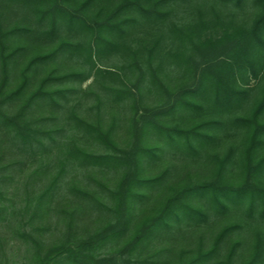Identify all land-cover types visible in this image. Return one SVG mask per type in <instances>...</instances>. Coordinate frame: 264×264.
Returning <instances> with one entry per match:
<instances>
[{"label": "trees", "instance_id": "trees-1", "mask_svg": "<svg viewBox=\"0 0 264 264\" xmlns=\"http://www.w3.org/2000/svg\"><path fill=\"white\" fill-rule=\"evenodd\" d=\"M11 1L34 23L0 27V141L43 161L27 174L26 185L45 179L33 198L26 194L22 208L0 203V219L15 221L14 233L26 246V264H157L166 250L149 252L152 242L208 219L196 200L207 199L223 213L243 198L254 210L261 198L264 214V189L256 183L264 169V0H251L256 12L249 22L197 9L182 26L173 21L175 8L192 0ZM220 1L237 7L248 0ZM214 30L217 37H203ZM13 38L19 41L8 47ZM108 55L122 64L103 68L99 63ZM70 61L78 67L62 70ZM249 79L258 87L248 88ZM89 95L93 114L80 117L79 100ZM149 95L155 104L147 107ZM110 104L131 114L121 142L116 113L103 116ZM45 108L46 116L37 113ZM168 116H181L182 125L168 124ZM224 128L244 131L243 149L238 161L231 149L215 158L212 179L168 185V168L149 173L162 147L181 146L196 155V147ZM151 137L155 145L148 143ZM52 150L55 156L48 157ZM230 163L243 168L239 182L227 181ZM81 171L88 184L77 181ZM99 174L105 181L95 178ZM5 180L0 177V202ZM86 212L101 224L91 232L77 225ZM50 213L58 236L45 244L41 238L49 228L37 222ZM238 226L222 227L207 249L198 247L175 264L212 261ZM235 247L223 264H233ZM261 256L258 241L241 264H258Z\"/></svg>", "mask_w": 264, "mask_h": 264}, {"label": "rangeland", "instance_id": "rangeland-1", "mask_svg": "<svg viewBox=\"0 0 264 264\" xmlns=\"http://www.w3.org/2000/svg\"><path fill=\"white\" fill-rule=\"evenodd\" d=\"M197 9H201L205 13L214 10L221 11L223 17H233L238 22H249L256 12V8L251 0L246 1L244 4L237 7L234 6L233 3L226 4L220 0H192L180 4L178 3L174 15L172 16L173 21L178 25H185L193 17H196L195 10ZM33 23L34 18L31 14L27 13V9L19 6L11 0H0V27L3 31L13 26H30V24L33 25ZM203 34V37L208 38L217 37L220 33L218 30H214L205 31ZM138 35L142 36L141 34ZM14 41H19V39L13 38L12 40H8V42L6 41L5 44L10 47L15 44ZM31 49L32 48L30 47L27 51ZM99 64L102 65L103 68L114 69L112 67L120 66L122 62L120 57L108 55L105 58H102L101 63ZM64 67L62 70L75 69L78 66L74 61H70L65 62ZM176 81L182 83V80L176 79ZM91 82V79L84 82L81 85L82 89L86 88ZM259 83L260 82L257 80L249 79L247 87L255 89L258 87ZM71 85L77 86L78 84L74 83ZM99 89V86H94L93 93H99ZM257 94V90L253 91L249 102L252 101ZM79 102L81 108L78 109L77 114L80 117H86L93 114V110L90 111L92 104H94L93 96L89 95L88 97L79 100ZM72 103L73 102L71 101L70 104ZM143 104L147 107L153 106L155 104L153 97L151 95L146 96L143 99ZM47 110L48 108L41 109V111H37V113L46 116ZM109 110L111 114L115 115L116 113V117L119 119L117 133L118 141L121 142L128 136L127 126L131 114L126 106L116 108L113 104H110L108 105V108L104 110L105 113L103 116L107 118L106 120L109 119ZM242 110L237 111L235 114H243ZM181 116H168L167 123H178L180 125ZM198 120L200 119H195L194 121ZM1 135L2 134H0V137H2ZM1 139L2 138H0V140ZM244 140L245 133L243 130L224 128L223 130L221 129L216 132L211 143L201 144L202 147H196V155L188 153L186 149L181 148V146L176 148L164 146L160 150V159L150 162L149 173L155 174L164 168H168V185H172L173 183L178 184L180 182L193 183L198 180H210L212 179V174L215 170V158L222 157L226 151L231 149L234 153L233 160L238 161L243 149ZM148 143L150 145H155V138H149ZM84 146L90 150L89 144H84ZM91 150H94V152H101L100 149L96 148H91ZM55 153V150H52L48 152L47 156L54 157ZM262 153H264V149L262 150ZM38 158L39 157H35V161H32L33 159L19 152L15 146H9L6 142L0 143V177L6 179L4 186H1L3 200H1L0 203L4 206L13 204L15 208L18 209L26 204V194L30 193L32 198L36 195L39 188L44 184L45 179H37L35 183L26 185V176L31 170L38 167L39 162L41 161V159ZM45 158L42 160H45ZM16 163L20 164L15 165ZM226 167L227 181L236 183L242 179L243 168L236 164L232 165L231 163L227 164ZM8 177L9 180L7 181ZM76 177L78 179L77 181L80 179L83 185L88 184V180L86 179L87 174L83 171H81ZM103 177L104 176H101V174H99L98 177L95 176V178H100L105 181ZM89 182V184H92L91 181ZM256 183L264 189V169L260 171L258 182ZM158 193L162 194L163 192L162 190H157L155 194ZM261 203L262 199L259 198V203H257L258 205L255 204L256 208L253 210L249 207L248 198H243L237 200V202L229 203V209L220 213L218 209L215 210L212 208L210 201L207 199L196 200L194 205L199 204V206H202L207 210L208 219L197 223L189 222L182 225L179 230L175 229L173 232L163 235L160 239L151 243V246L148 248L149 252L166 250L165 254L156 258L157 264H175L178 259L189 257L198 247H201L202 250L207 249L214 236L222 227L236 224L239 225L238 228L223 239L219 254L207 264H223L224 255L232 245L236 246L233 264H241L249 257L253 247L258 241L261 243L262 250V256L258 264H264V214H260ZM85 215L84 218L80 217V220L77 223L78 228H86L87 231L91 232L101 225L98 222H95V216H92L94 214L89 216L88 212H86ZM37 224L49 228V232H45L41 238L45 244H50L53 239L58 236L55 229L56 217L53 213H50L49 216L39 220ZM15 225V221H13L10 216H5L0 219V264H26L27 259L29 258V256L25 255L26 246L20 241L18 236H16V233H14Z\"/></svg>", "mask_w": 264, "mask_h": 264}]
</instances>
